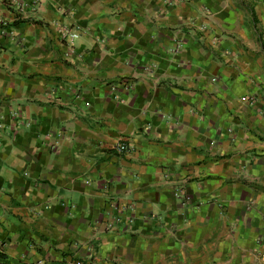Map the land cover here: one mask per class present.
<instances>
[{"label":"crops","instance_id":"0c3cea01","mask_svg":"<svg viewBox=\"0 0 264 264\" xmlns=\"http://www.w3.org/2000/svg\"><path fill=\"white\" fill-rule=\"evenodd\" d=\"M23 5L0 0V264H264V0Z\"/></svg>","mask_w":264,"mask_h":264},{"label":"built area","instance_id":"2783aa9c","mask_svg":"<svg viewBox=\"0 0 264 264\" xmlns=\"http://www.w3.org/2000/svg\"><path fill=\"white\" fill-rule=\"evenodd\" d=\"M14 4L16 11L19 13L18 15H23L24 13V5L23 0H11ZM58 38L63 43L72 42L77 38V33L72 31V28L68 25L60 26L58 30ZM67 46V45H66ZM73 51L68 49L65 54V59H68L73 56ZM115 152L119 156H126L130 154V148L125 143H118L114 148ZM177 198H180L181 194L179 192H175ZM187 200V199H186Z\"/></svg>","mask_w":264,"mask_h":264}]
</instances>
